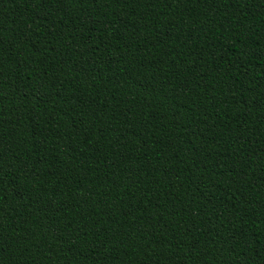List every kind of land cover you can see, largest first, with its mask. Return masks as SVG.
Listing matches in <instances>:
<instances>
[{"label":"trees","instance_id":"16d2710c","mask_svg":"<svg viewBox=\"0 0 264 264\" xmlns=\"http://www.w3.org/2000/svg\"><path fill=\"white\" fill-rule=\"evenodd\" d=\"M0 264H264V0H0Z\"/></svg>","mask_w":264,"mask_h":264}]
</instances>
